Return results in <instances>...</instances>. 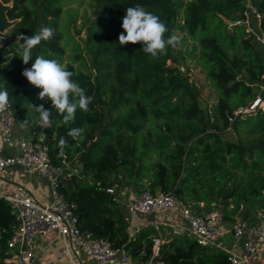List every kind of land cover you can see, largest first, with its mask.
<instances>
[{
  "label": "trees",
  "instance_id": "1",
  "mask_svg": "<svg viewBox=\"0 0 264 264\" xmlns=\"http://www.w3.org/2000/svg\"><path fill=\"white\" fill-rule=\"evenodd\" d=\"M1 1L9 3L6 15L14 21L5 35L15 38L0 46V89L8 91L14 114L38 126L30 104L50 108L51 102L38 100L41 89L21 73L37 56L64 65L66 46L73 53L65 69L92 97L89 111L77 110L69 124L51 108V127L38 126L52 165L61 169L59 189L73 204L81 231L123 247L133 258L151 256L155 230L143 227L129 235L124 209L106 191L113 185L173 194L202 216L222 206L221 220L232 221L242 210L248 217L246 206L264 212V109L232 124L226 119L227 113L257 95L264 100L259 85L264 50L244 23V11L251 5L260 15L264 40V0L184 2V32L196 43L199 66L216 92L206 107L200 104L198 87L177 63L178 47L152 59L139 42L119 44L126 8L137 4L157 15L168 29L165 39L171 37L177 10L171 0H88L91 15H84L82 29L90 64L59 23L66 7L82 1ZM43 27L53 29L54 35L36 46L33 61L24 65L17 55L22 41L16 37ZM71 129L84 131L73 139L68 135ZM227 131L233 132L234 141L223 137ZM61 139L66 142L63 148ZM68 163L75 169L67 168ZM13 222L11 206L0 199V264H14L5 261L12 255L6 241ZM155 258L165 264H228L224 252L201 247L185 236L160 245Z\"/></svg>",
  "mask_w": 264,
  "mask_h": 264
},
{
  "label": "built area",
  "instance_id": "2",
  "mask_svg": "<svg viewBox=\"0 0 264 264\" xmlns=\"http://www.w3.org/2000/svg\"><path fill=\"white\" fill-rule=\"evenodd\" d=\"M244 11L257 20L259 13L251 6ZM0 39L7 37L2 32ZM264 50V40H262ZM264 89V71L260 81ZM264 109V100L257 95L246 105L238 106L232 113L226 114L229 124L247 114ZM15 114L9 100L8 108L0 112V181L7 183L12 167H20L29 174H35L46 181L49 199L45 202L35 197L33 189L22 183L13 185V190L6 193L0 190V199L9 203L14 213L10 236L6 241L11 257L5 261L14 264H37L36 246L38 238L50 232H56L62 240L61 257L75 264L82 256L94 264H165L156 259L159 246L174 236H185L197 245L226 254L228 264H256L264 255V212L256 211L252 219L236 221L231 230L232 239L239 248L228 246L222 237L228 231L222 229L217 210L204 216L198 215L188 206L183 205L173 194L147 189L133 195L122 204L130 214L145 216L136 226L128 224L127 232L133 235L143 227H151L156 234L152 239L151 256L146 259L133 258L123 247H113L103 238L81 231L77 225V216L73 204L68 202L59 189L58 174L61 169L52 165L45 144H32L24 137L14 134ZM68 175V173H67ZM115 195L120 203L116 185L106 188ZM243 205H240V209ZM134 222V221H133Z\"/></svg>",
  "mask_w": 264,
  "mask_h": 264
},
{
  "label": "clouds",
  "instance_id": "3",
  "mask_svg": "<svg viewBox=\"0 0 264 264\" xmlns=\"http://www.w3.org/2000/svg\"><path fill=\"white\" fill-rule=\"evenodd\" d=\"M121 27L124 31L118 37L119 44L123 46L139 42L142 45V51L149 54L152 59L166 55L169 47L175 49L179 44V37L175 35L165 39V33L168 31L166 25L157 15L146 11L139 4L126 8V15L122 18ZM53 35V29L48 27H43L30 36L19 34L16 40L22 41V43L18 44L17 55L22 59L23 64L28 65L29 61H33V49L42 41H49ZM21 74L31 85L41 89L37 95L38 100L45 103L51 102L50 108H45L44 103L30 104L37 114L34 123L38 126L51 127V108H55L62 116L64 124L74 121L77 110L84 113L89 111L92 97L88 96L86 90L72 79L74 73L66 70L56 60L37 56L31 67H25ZM8 106V91L0 89V112L5 111ZM27 124L26 119L20 122L22 128ZM83 131V129H71L68 135L73 139H78ZM65 143L63 139L60 140L61 148Z\"/></svg>",
  "mask_w": 264,
  "mask_h": 264
},
{
  "label": "rangeland",
  "instance_id": "4",
  "mask_svg": "<svg viewBox=\"0 0 264 264\" xmlns=\"http://www.w3.org/2000/svg\"><path fill=\"white\" fill-rule=\"evenodd\" d=\"M80 2H75L74 4L68 6L65 8V11L63 12V15L60 19V25L61 27H64L67 29L69 35L72 37L74 41H76L79 46L81 47V53L84 56V59L87 64H90V56L87 54L86 50L84 49L83 46V38H84V30L82 29V23L84 22L85 18L84 15H91V10L88 5V0H80ZM175 5H176V20H175V29L173 30V35L179 37V44H178V49L180 52V58L178 59L177 63L179 64L180 68L185 71L189 77V80L198 87L199 89V94H200V104L202 107H206V105L214 100L216 98V92L213 90V88L209 85V83L206 81L204 72L200 68L199 63H198V49L197 45L194 41L190 40L186 33L184 32L183 29V5L186 0H171ZM9 5V3H7ZM78 30L80 32H78ZM6 35L8 34V28L3 32ZM15 36L8 37L7 36V41H13ZM255 37V41H256ZM66 40V39H65ZM64 40V42H66ZM261 43V41L259 40ZM259 43V45H261ZM3 45V41L0 39V46ZM71 46H66V54H65V62H69L68 56L72 55V51H70ZM215 93V94H214ZM15 124H14V131L15 134L17 135H23L24 138L27 139V141L31 142L32 144H40L41 139L43 138V134L41 133V129L36 125L31 124L28 122V124L25 127L20 126V122L25 120V118L19 117L15 115ZM231 137L232 139H236L235 135L231 131H227L226 133L223 134V137ZM67 168H74V164L68 163ZM74 172L76 170H73ZM145 188L143 187L141 189L144 190ZM116 192L118 194V197L120 198V205L124 209V219L127 221L129 225L136 226L138 225L137 221L145 218L143 215L139 214H130L127 210L126 207L122 204V202H126L129 200L133 195H136L138 192L135 191L133 188H130L128 186H117L116 187ZM245 210L248 211V215L252 214V212L248 206L245 207ZM244 212V210H242ZM239 211L236 213L233 217L232 221H227V220H221V226L223 230L228 231V236L226 239L223 238V241L226 243L227 240L232 239L230 236L232 226L233 224L240 220V219H245L248 218L247 216H244L243 213ZM246 214V215H247ZM220 215V214H219ZM134 219L136 221H134ZM134 221V222H133ZM230 241H228L229 243ZM212 250V249H211ZM217 251V250H213ZM68 261V260H67ZM69 262V261H68Z\"/></svg>",
  "mask_w": 264,
  "mask_h": 264
},
{
  "label": "crops",
  "instance_id": "5",
  "mask_svg": "<svg viewBox=\"0 0 264 264\" xmlns=\"http://www.w3.org/2000/svg\"><path fill=\"white\" fill-rule=\"evenodd\" d=\"M244 23L246 24L249 30L255 33L258 45L260 43L259 40L262 43L263 38H262V33L259 27V21L254 16L249 15L247 16V19L245 20ZM259 46L260 48L263 49L262 44ZM214 100H212L209 103H212ZM15 132L16 131H14V134ZM17 136L24 137L23 135H17ZM225 138H228L233 141L235 140L229 136ZM7 181H8L7 183H2L0 181V190L6 193H10L13 190L14 184L22 183V184L29 185L33 189L35 197L38 200L45 202L49 199V190H48V185L46 181H44L41 177L35 174H29L25 172L20 167H12L10 169ZM253 216H254V213L248 215V218L246 219H252ZM143 220L144 218L141 220H138L137 222L140 224ZM134 221L136 220L134 219ZM228 234L229 233H225V235L222 237V241H223V238L226 239V237H229ZM230 236L232 237L231 233H230ZM228 241L230 242L228 243ZM226 243L228 244V246L239 248V244H235L233 239L227 240ZM61 250H62V240H61L60 235L57 234L56 232H50L46 234L45 236L38 238L37 246H36L37 264H72L68 262L66 259L61 257ZM75 264H94V263L90 261L87 257L82 256L79 261L75 262ZM256 264H264V255L259 257Z\"/></svg>",
  "mask_w": 264,
  "mask_h": 264
},
{
  "label": "water",
  "instance_id": "6",
  "mask_svg": "<svg viewBox=\"0 0 264 264\" xmlns=\"http://www.w3.org/2000/svg\"><path fill=\"white\" fill-rule=\"evenodd\" d=\"M8 8H9V5L6 3H3L0 0V33L4 32L8 27H10L14 23V21H10L7 18L6 13H7ZM217 211L219 214H221L222 206H220V208Z\"/></svg>",
  "mask_w": 264,
  "mask_h": 264
}]
</instances>
